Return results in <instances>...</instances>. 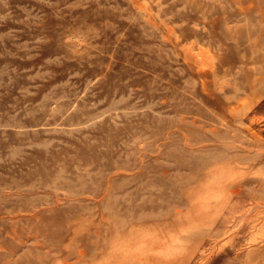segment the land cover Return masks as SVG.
<instances>
[{
  "label": "rangeland",
  "instance_id": "1",
  "mask_svg": "<svg viewBox=\"0 0 264 264\" xmlns=\"http://www.w3.org/2000/svg\"><path fill=\"white\" fill-rule=\"evenodd\" d=\"M263 71L264 0H0V264H264Z\"/></svg>",
  "mask_w": 264,
  "mask_h": 264
},
{
  "label": "bare ground",
  "instance_id": "2",
  "mask_svg": "<svg viewBox=\"0 0 264 264\" xmlns=\"http://www.w3.org/2000/svg\"><path fill=\"white\" fill-rule=\"evenodd\" d=\"M176 19V18H175ZM258 42V41H257ZM259 43V42H258ZM190 50V49H189ZM263 74H264V71H263ZM263 140V139H262ZM256 144V143H255ZM234 192L235 193H237L238 192V190H234ZM254 206V205H253ZM263 205H261V207H262ZM260 208V207H259ZM237 219V218H236ZM239 219V218H238Z\"/></svg>",
  "mask_w": 264,
  "mask_h": 264
}]
</instances>
